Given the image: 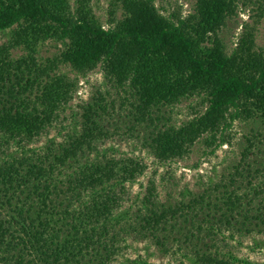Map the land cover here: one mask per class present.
<instances>
[{
  "label": "trees",
  "instance_id": "trees-1",
  "mask_svg": "<svg viewBox=\"0 0 264 264\" xmlns=\"http://www.w3.org/2000/svg\"><path fill=\"white\" fill-rule=\"evenodd\" d=\"M239 2L195 0L193 12L182 17L162 14L154 0H115L120 18L113 10L105 27L91 0H0V33L12 34L0 46V264H116L122 234L130 231L152 237L161 248L173 236L193 241L189 257L196 264H241L231 253L218 252L214 242L222 228L230 230V238L264 233L261 135L247 140L231 181L240 180V189L249 188L253 197L225 191L221 206L202 197L180 214L160 210L149 183L130 217L137 227L124 204L128 186L139 182L147 166L138 157L116 159L99 150L114 103L97 94L81 107L80 129L64 144L31 147L76 94L78 81L60 74L62 66L80 77L99 70L123 96L122 104L130 105L136 124H152L162 109L182 102H202L203 110L191 120L179 127L155 126L144 140V150L160 166L187 158L198 145L214 155L229 144L233 123L241 119L258 120L264 132V50L250 30L229 53L220 38ZM49 41L63 49L41 65L36 55ZM16 51L22 53L15 58ZM254 151L262 160L256 168L247 162ZM196 205L202 206L194 212ZM199 210L210 223L204 238L198 237L202 227L192 224Z\"/></svg>",
  "mask_w": 264,
  "mask_h": 264
},
{
  "label": "rangeland",
  "instance_id": "rangeland-1",
  "mask_svg": "<svg viewBox=\"0 0 264 264\" xmlns=\"http://www.w3.org/2000/svg\"><path fill=\"white\" fill-rule=\"evenodd\" d=\"M258 1L261 0H240L237 16L228 20L221 31L220 38L228 53L235 48L245 29L252 31L256 47L264 50V3H262V11H259L256 4ZM71 2L73 3L74 0ZM154 2L159 11L166 16L173 13L186 17L193 12L195 5V0H154ZM243 2L245 4L242 5ZM114 5L115 0H91L92 10L101 25L108 26L111 19L110 12L113 10H115V19L120 18V10H116ZM11 36V31L0 33V46L6 44ZM62 49L63 47L59 43L46 42L40 47L36 58L39 64H47ZM21 53V51H16L13 55L16 58ZM59 73L70 80L77 79L76 94L65 112L61 114L59 121L31 147L42 150L46 146L55 145L58 147V145L64 144L68 135L76 134L80 129L81 107L97 97V94L100 93L107 104L114 103L115 111L111 112L110 110L109 116H105V122H103L108 129V134L99 146L100 153L116 159L135 156L142 159L147 166V171L139 179V182L128 186L129 199L124 204L125 209L130 213L129 222L134 226L137 227V224L134 223L136 220L134 221L130 217L140 209V202L146 195L149 183H153L155 186L156 203L160 210L179 209L180 214H185L186 207L191 206L202 197H209L211 205L214 203L221 206V199L225 191L233 192L238 189L241 190V194L252 195V192L247 190L249 188L240 189V180L236 184L231 181L234 179L235 168L242 165L243 154L247 152V140L258 135L262 136L261 139L264 138L262 125L258 120L235 121L229 132V144L220 147L214 155H208V150L198 145L187 158L171 165L160 166L144 150V140L155 126L158 128L179 127L191 120L203 110L202 102L199 99L182 102L170 109H162L157 116L158 121L152 124L149 122L136 124L131 118L130 105L122 104L123 96L104 78L99 70L86 77H80L70 68L62 66ZM262 144L264 145V142ZM257 154L256 151L254 154L251 152L247 159L248 163L255 164V168L260 167L262 162L261 156ZM243 182L245 186L246 180L243 179ZM257 199L254 198V200ZM201 206L196 205L194 212ZM201 211H198V220L192 224L202 227L203 230L198 232L200 233L198 237L204 238L206 235L204 230L210 226V223L203 220ZM204 212L208 213L205 210ZM219 215L220 213L215 216V220L216 218L220 219ZM181 220L183 221V219ZM230 221L235 223L236 219L231 218ZM191 231L195 232L196 229L193 228ZM229 236L230 230L227 228H222V234L215 236L214 244L218 252L231 253L241 264H264L263 232L234 234L233 238ZM163 237L160 236V239ZM173 237L167 240L164 248H161L150 236L131 231L129 234H122V238L125 240L120 244L121 257L116 261V264H196L192 260L194 257L190 258L189 254L192 255L197 243L185 241L177 236V238ZM173 239H179L180 242H175Z\"/></svg>",
  "mask_w": 264,
  "mask_h": 264
}]
</instances>
